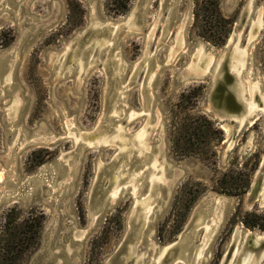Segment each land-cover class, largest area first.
Here are the masks:
<instances>
[{"label":"rangeland","instance_id":"obj_1","mask_svg":"<svg viewBox=\"0 0 264 264\" xmlns=\"http://www.w3.org/2000/svg\"><path fill=\"white\" fill-rule=\"evenodd\" d=\"M94 1L31 0L25 9L24 0H0V62L17 59L25 32L32 35L0 91V189L10 177L23 190L40 189L29 205L18 195L0 207V252L9 238V264H35L46 242L58 255L49 264H110L116 254L126 264H162L192 229L197 253L178 255L174 264H238L263 252L264 227L243 220L264 221L260 193L246 203L264 161V21L253 14L254 7L264 13V0H219L220 13L232 20L223 41L198 15L202 0H100L96 13ZM103 25L110 33L90 31ZM233 36L257 90L254 116L241 127L220 123L205 104L211 74ZM116 76L119 94L109 109ZM200 84L198 104L183 97L177 107L182 92ZM175 111L205 113L222 128L216 154L204 143L176 153ZM139 135L138 144L125 140ZM58 156L70 161L63 176L54 164ZM114 160V196L97 220L92 198L109 184L106 170ZM241 165L254 166L248 190H220L223 172ZM153 175L161 186H148ZM137 223L142 235L132 242ZM254 235L263 238L244 250Z\"/></svg>","mask_w":264,"mask_h":264},{"label":"water","instance_id":"obj_2","mask_svg":"<svg viewBox=\"0 0 264 264\" xmlns=\"http://www.w3.org/2000/svg\"><path fill=\"white\" fill-rule=\"evenodd\" d=\"M9 3H17L18 0H7ZM100 0H95L91 6V10L94 13L97 12V8ZM1 4V2H0ZM31 0H24L23 8L30 9ZM2 9V8H1ZM0 9V10H1ZM253 14L258 16L264 21V13L262 10L256 9L254 7ZM141 15V14H140ZM111 26L103 25L91 27V32H103L110 33ZM32 39V35L30 32H25V36L23 41L19 46V53L17 59H13L14 57L7 56V58L0 62V91L5 85V80L8 79L6 73L8 70L14 66L18 65V59H21L24 51L28 48V41ZM87 39L84 37L81 41L84 43ZM27 41V42H26ZM26 43V44H25ZM25 44V45H24ZM242 50L239 48V45L236 44L235 36H233L228 43L226 44L224 50L221 53V60L218 67V70L212 72L211 74V82L210 87L207 91L205 97V104L208 105L212 114L218 119L220 123H224L225 125L230 122L234 123V127H241L243 124H247L254 115H251L252 112L256 111L254 102L252 101L253 92L257 91L256 86L250 84L245 76V68L243 67L244 62L242 61L244 56L242 55ZM82 53V57H87V53L84 50H80ZM241 54V55H240ZM19 67V66H17ZM115 68V61L111 64V70ZM121 79L116 76L110 80V95L109 100L107 102V107L109 109L113 108L118 96V89L120 88ZM257 93V92H256ZM257 95V94H256ZM264 109V108H263ZM243 121V122H242ZM242 123V124H241ZM145 131V130H144ZM121 132V131H120ZM133 133L130 131H126L125 135L131 136ZM130 139V138H129ZM144 138L142 139L143 143ZM131 142V139L129 140ZM140 143V138H134L133 143ZM55 166L58 167V176H63L69 171V162L62 156H58L54 160ZM118 160L111 161L110 167L106 170V175L110 176V182L106 186H101L96 193V195L92 198L91 208L94 219L99 220L101 215L105 213L107 209H109V201L114 196V192H110L112 186L117 183L119 170ZM13 168V167H12ZM58 177L55 176L51 181L54 183L57 182ZM264 179V161L260 165L256 177L254 179V183L252 184L250 193L248 194V198L246 203L251 205L253 200L256 198L258 193H260V199L264 203V191L262 187V181ZM148 186L156 187L157 185L162 184L163 179L161 177H157L153 175L150 179L147 180ZM11 187V189L6 190L5 187ZM22 185H18L15 178H9L5 186L0 189V207L13 201L16 196L22 195L25 198L26 203L29 205L36 196L39 195V187L33 189L32 192L30 189H24L22 191ZM32 198V199H31ZM147 212V210H146ZM144 214V213H143ZM142 227H140V223H137L133 226L129 238L131 241L139 240L142 235ZM196 230L192 229L187 234H185L180 241L179 245L175 249L172 256L168 257L163 261L162 264H174V260L176 256L180 255L181 257H185L187 259H191L193 255V251L196 249L198 243L195 242ZM259 234V233H258ZM262 236L256 237L255 235L250 240V245H246L244 248L247 249L249 247L256 248L258 241L262 240ZM264 246V242L262 244ZM181 250V253L179 251ZM58 257L57 253L52 251V247L49 246V243H45V248L42 254L38 259L35 260V264H49V262H53ZM240 257L238 260V264H242L243 260H245L244 264H259L262 260H264V251L257 252L256 254H247L244 258ZM146 263V262H145ZM110 264H126L124 258L121 254H116L112 259Z\"/></svg>","mask_w":264,"mask_h":264},{"label":"trees","instance_id":"obj_3","mask_svg":"<svg viewBox=\"0 0 264 264\" xmlns=\"http://www.w3.org/2000/svg\"><path fill=\"white\" fill-rule=\"evenodd\" d=\"M201 6L198 11V15L205 20V24H210L209 29L214 28L213 35H218L219 40L223 41L230 29L229 23H232L230 18L224 17L219 10V0H202ZM213 15V16H210ZM213 19L216 23L212 24ZM204 93V85H195L188 90L182 92V100L178 101L177 107L181 108L183 97H189L193 100L192 105L195 107L199 99ZM181 110H178V113ZM177 111L173 116V147L177 154L187 155L190 154L193 146L206 144L208 151L212 154H216V150L213 148L215 141L219 140L223 136L222 128L218 127L215 122L208 117L205 113L198 115L189 114L187 116H179ZM210 131L217 134V137L212 138ZM256 164V163H255ZM254 166L247 168L244 165L230 167L227 171L223 172V175L219 178L218 188L229 194L243 195L249 188L251 181V174ZM248 226H260L264 227V221H247L243 220ZM8 240L4 241L1 245L0 252V264H9L11 257L10 252L14 250V245L9 243ZM28 248V246L26 247ZM14 264V263H12Z\"/></svg>","mask_w":264,"mask_h":264},{"label":"bare ground","instance_id":"obj_4","mask_svg":"<svg viewBox=\"0 0 264 264\" xmlns=\"http://www.w3.org/2000/svg\"><path fill=\"white\" fill-rule=\"evenodd\" d=\"M102 36H103V35H102ZM64 65H65V64H64ZM216 71H217V70H216ZM249 85H250V84H249ZM254 87H255V86H254ZM140 136L142 137V135H139L138 138H140ZM130 138H131V137H130ZM134 138H137V137L135 136ZM134 138H131V143H133V139H134ZM89 139H90V138H89ZM125 140H128V141H129L130 139L125 137ZM123 141H124V139H123ZM124 142H125V141H124ZM123 144H124V143H123ZM125 144H126V143H125ZM129 146H130V144H129ZM121 166H122V165H121ZM121 169H122V168H121ZM121 173H122V171H121ZM263 180H264V179H263ZM263 191H264V188H263ZM263 196H264V194H263ZM144 208H145V206H144ZM143 215H144V214H143ZM143 217H144V216H143ZM257 236H258V235H257ZM134 241H135V240H133L132 242H134ZM249 241H250V239H249ZM258 243H259V242H258ZM243 246H245V244H244ZM241 248H242V247H241ZM239 251H240V249H239ZM248 251H249V250H248ZM263 251H264V250H263ZM179 252H180V251H179ZM252 253H253V252H252ZM239 254H240V253H239ZM248 254H249V253H248ZM245 257H246V255H245ZM245 257H244V258H245ZM185 260H186V259H185ZM245 260H246V259L243 260L242 264L245 263Z\"/></svg>","mask_w":264,"mask_h":264}]
</instances>
